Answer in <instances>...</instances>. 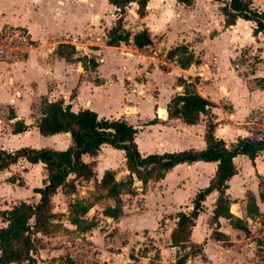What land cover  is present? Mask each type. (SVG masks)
<instances>
[{
    "label": "crops",
    "instance_id": "obj_1",
    "mask_svg": "<svg viewBox=\"0 0 264 264\" xmlns=\"http://www.w3.org/2000/svg\"><path fill=\"white\" fill-rule=\"evenodd\" d=\"M250 1L252 8L264 12V0ZM223 6L215 0H194L189 6L177 0H147L140 17L137 1L130 2L123 19L130 38L109 46V31L117 19L110 0H0V28H24L34 42L22 61H0V123L5 114L13 113V119L7 118L9 135L32 133L42 144L31 148L66 150L72 144L70 134L43 137L36 127L40 102L62 101L73 112L90 110L99 119L126 121L137 131L134 142L142 157L206 149L209 123L214 124L213 136L227 148L246 140L244 121L252 112L264 110V30L254 34L255 23L241 18L226 27ZM142 30L149 33L151 44L136 49L132 37ZM61 45L70 48V53L64 48L68 58L58 54ZM180 45L194 58L184 69L175 57L166 56ZM235 63L243 66L241 72L232 69ZM180 79L193 83L210 103L195 125L168 118V103L183 94ZM16 121L28 129L12 134ZM81 159L92 164L93 176L70 175L67 181L75 189L60 187L52 196L50 231L37 235L41 244L36 245L35 264H178L184 255V264H262L258 236L264 232V151L253 161L246 155L232 160L237 173L227 181L226 195L230 213L242 227H233L222 217L212 220L218 197L213 191L178 246L171 242L176 215L192 210L195 194L215 174V162L180 163L162 179L145 185L132 175L129 185L123 151L103 144L95 156L83 154ZM19 162L24 180L13 186L19 196L24 192L27 197L14 196L10 201L13 206L35 204L39 195L32 190L42 186V164L19 160L0 174L10 173ZM36 167L41 177L32 175ZM105 171L114 173L122 189L132 191L131 200L119 196L122 213L116 219L103 215L114 201L105 193L102 198L94 196ZM249 195L255 199V214L247 211ZM76 203L88 207L80 219L87 224L95 217V227L82 231L70 222ZM75 241L88 242L80 246Z\"/></svg>",
    "mask_w": 264,
    "mask_h": 264
},
{
    "label": "trees",
    "instance_id": "obj_2",
    "mask_svg": "<svg viewBox=\"0 0 264 264\" xmlns=\"http://www.w3.org/2000/svg\"><path fill=\"white\" fill-rule=\"evenodd\" d=\"M137 1L138 15L144 14L147 0H110L116 7L117 19L115 26L109 31V46H117L119 43H127L130 34L123 29V19L126 8L130 2ZM194 0H177L186 6ZM222 1L224 6L221 13L225 17V26L233 25L237 18L252 21L256 27L254 34L264 30V12L252 8L250 0H215ZM132 43L136 49H142L151 44L150 35L146 30L137 32L132 37ZM67 45L58 47V54L64 53ZM167 58H176L180 68H187L194 61L193 55L186 46L180 45L166 54ZM197 63V62H196ZM183 85V94L173 97L167 105L168 118L180 119L186 125H195L200 116L205 114L210 103L201 97L195 90L194 84L179 80ZM40 119L36 122L38 133L43 136H51L59 133H68L71 138V146L66 150L51 148L20 147L14 151L0 149V172L16 164L19 160H25L30 164H42L45 177L42 186L34 188L33 193L39 195L38 202H19L9 210L0 211V264H35L36 244L38 234H48L50 229L51 198L60 187L68 186L71 190L75 187L67 181L70 175L75 178L90 179L93 176L92 164H86L81 156L88 154L95 156L103 144L123 151L125 165L129 171L128 183L132 185V175L145 185L149 180L158 181L180 163L195 161L215 162L217 167L214 176L207 187L200 189L192 200V210L189 213L180 212L176 215V227L171 234L173 246H178L186 240L194 220L202 210V202L213 191L218 193L213 210V221L222 217L230 221L233 227H242L239 220L234 219L229 210V200L226 195L227 181L237 173L233 164L236 155H246L254 160L260 151H264V143L239 141L234 146L227 148L222 140L213 136L214 124L207 125L204 140L206 149L202 151L188 150L176 153L150 154L142 157L134 142L136 129L124 120L99 119L95 112L81 110L73 112L69 106H64L62 101L48 102L42 100L39 106ZM13 119V113L9 114ZM28 129L21 121L11 125V133H23ZM13 183L14 180H6ZM99 187L106 190V197L112 198L114 206L106 208L103 215L116 219L121 215V184L114 181V173L105 171ZM88 211V207L75 204L72 210L70 222L82 231L95 227V223H85L80 219ZM248 214H255L257 207L253 196H248ZM222 237V236H218ZM187 255L177 260L178 264H184Z\"/></svg>",
    "mask_w": 264,
    "mask_h": 264
},
{
    "label": "rangeland",
    "instance_id": "obj_3",
    "mask_svg": "<svg viewBox=\"0 0 264 264\" xmlns=\"http://www.w3.org/2000/svg\"><path fill=\"white\" fill-rule=\"evenodd\" d=\"M65 51H66V53H70L71 50H70V48H66ZM5 113H8V112L5 111ZM9 113H10V111H9ZM8 116H9V114H5L3 116V122L0 123V149H5L7 151H14V150H16L22 146L38 147L42 144L41 142L36 141V138H34V135L32 133L19 135L17 137L9 135L10 124L7 123ZM22 167H23V163L19 162L16 166L11 167L8 170V172H10V173H4L3 172L0 174V211L3 209L4 206L13 207V201H10V199L13 198L14 196H19V194H17L16 188L14 186H16L17 184L22 185V181L24 180L23 177L21 176L22 171H23ZM40 173L42 174V171H40L39 167H36V169H34V171H32V175H34L35 178H38V176L41 177ZM7 179L8 180H14V181H13V183L7 182L6 181ZM3 182L5 185L3 184ZM13 184H15V185L13 186ZM95 189L96 190H95L94 196H96V197L98 196V197L102 198V197H104L103 193L106 194V192H107L106 190H102L99 187V184L95 185ZM124 192L125 193L127 192V193L123 194ZM137 193L138 192H136L134 194H137ZM77 195L78 196H76V197L80 198L79 192H77ZM120 195H121V198H123V200H124V198L127 201L132 199L131 198L132 197V191H130L129 187L121 189ZM19 197L21 199H24V197H27V194L22 192V194ZM110 199H112V198H110ZM138 202L140 204V201H138ZM106 203H108V200H106ZM125 203H126V201H125ZM76 204L80 205V203H76ZM74 206L75 205L71 206V210L74 209ZM81 206H85V205L81 204ZM106 207H107V205L104 204V208H106ZM94 218L95 217H92L91 219L88 218V221H89L88 223H94L95 222ZM101 219L104 221L103 222L104 227H108L109 223H107L105 221V219H103V218H101ZM87 242L85 241L83 243L82 242L79 243L78 241H75L74 244L76 243V244L82 246V244L83 245H84V243L87 244ZM40 244H41V241H40V239H38V242L36 245H40Z\"/></svg>",
    "mask_w": 264,
    "mask_h": 264
},
{
    "label": "built area",
    "instance_id": "obj_4",
    "mask_svg": "<svg viewBox=\"0 0 264 264\" xmlns=\"http://www.w3.org/2000/svg\"><path fill=\"white\" fill-rule=\"evenodd\" d=\"M34 42L24 28L11 27L6 25L0 28V61L17 63L28 54L33 48ZM241 72L243 66L235 63L232 68ZM243 126L248 131V138L245 141L264 143V110L252 112L244 121ZM260 241V259L264 264V232L258 236Z\"/></svg>",
    "mask_w": 264,
    "mask_h": 264
},
{
    "label": "bare ground",
    "instance_id": "obj_5",
    "mask_svg": "<svg viewBox=\"0 0 264 264\" xmlns=\"http://www.w3.org/2000/svg\"><path fill=\"white\" fill-rule=\"evenodd\" d=\"M127 113H128V109H127V111H126Z\"/></svg>",
    "mask_w": 264,
    "mask_h": 264
},
{
    "label": "water",
    "instance_id": "obj_6",
    "mask_svg": "<svg viewBox=\"0 0 264 264\" xmlns=\"http://www.w3.org/2000/svg\"><path fill=\"white\" fill-rule=\"evenodd\" d=\"M245 142H249V141H245Z\"/></svg>",
    "mask_w": 264,
    "mask_h": 264
}]
</instances>
